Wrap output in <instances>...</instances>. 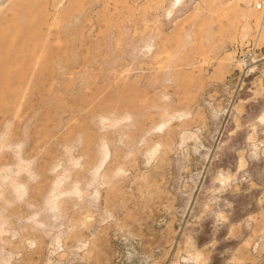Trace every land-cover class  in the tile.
<instances>
[{"label":"rangeland","instance_id":"obj_1","mask_svg":"<svg viewBox=\"0 0 264 264\" xmlns=\"http://www.w3.org/2000/svg\"><path fill=\"white\" fill-rule=\"evenodd\" d=\"M0 264H264V0H0Z\"/></svg>","mask_w":264,"mask_h":264}]
</instances>
